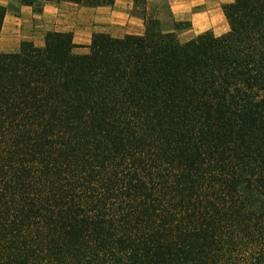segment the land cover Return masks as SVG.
<instances>
[{
	"label": "trees",
	"instance_id": "16d2710c",
	"mask_svg": "<svg viewBox=\"0 0 264 264\" xmlns=\"http://www.w3.org/2000/svg\"><path fill=\"white\" fill-rule=\"evenodd\" d=\"M60 1L112 5L13 0ZM133 8L142 36L0 53V264H264V0L186 43Z\"/></svg>",
	"mask_w": 264,
	"mask_h": 264
},
{
	"label": "crops",
	"instance_id": "0c3cea01",
	"mask_svg": "<svg viewBox=\"0 0 264 264\" xmlns=\"http://www.w3.org/2000/svg\"><path fill=\"white\" fill-rule=\"evenodd\" d=\"M96 1V0H90ZM149 6L165 3L176 23L187 28L176 33L180 43L202 34L220 37L228 32L222 7L234 0H146ZM7 8L0 30V53L15 54L22 44L41 48L47 33L68 34L77 54L87 53L92 38L110 39L144 34L143 17L133 8V0H112V5L83 6L60 1L46 3L40 14L13 0H0ZM13 7V8H12Z\"/></svg>",
	"mask_w": 264,
	"mask_h": 264
}]
</instances>
